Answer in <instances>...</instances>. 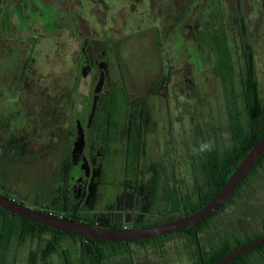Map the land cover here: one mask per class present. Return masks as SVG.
Instances as JSON below:
<instances>
[{"label": "rangeland", "instance_id": "obj_1", "mask_svg": "<svg viewBox=\"0 0 264 264\" xmlns=\"http://www.w3.org/2000/svg\"><path fill=\"white\" fill-rule=\"evenodd\" d=\"M44 1L21 0L8 5L11 9L1 26L17 33L5 38L13 48L0 39V192L59 215L73 214L75 205L82 208L97 165L85 150L79 117L85 121L94 116L100 95V90L95 92V59L103 40L106 43L112 38L108 44L116 45V61L110 69L116 74L114 83L133 100L142 127L140 193L135 200L127 198L122 204L111 205L112 210L93 212L94 220L128 225L137 214L145 216L144 222L171 216L170 200L163 194H158L154 204L145 201L147 185L155 170L165 175L168 187L174 185L169 179H175L177 169L186 181H192L187 157L193 152L196 107L205 103L206 97L194 96L192 82L187 80L196 72L195 65L175 61L185 55V49H177L169 41L172 36L164 33L167 5L158 0L149 5L139 0ZM14 35L25 38L19 47ZM81 35L86 36L85 43ZM195 61L193 55L190 62ZM21 71L22 84L18 83ZM207 84L213 93L209 97L211 110L221 120V81L211 79ZM84 162L87 173L72 169ZM163 183L162 177L161 186ZM79 201L82 203L77 204ZM224 221L218 222V232L206 248L219 238ZM42 236L41 241L20 246L17 264H64L62 252L66 249L75 259L81 255L79 242L71 237L61 238L59 252L45 254L54 237L51 233ZM188 250L185 240L173 236L121 247L124 253L105 264H194ZM256 256L260 260L255 264H264Z\"/></svg>", "mask_w": 264, "mask_h": 264}, {"label": "flooded vegetation", "instance_id": "obj_2", "mask_svg": "<svg viewBox=\"0 0 264 264\" xmlns=\"http://www.w3.org/2000/svg\"><path fill=\"white\" fill-rule=\"evenodd\" d=\"M20 1L16 0L14 3L8 1V4L6 0H0V39L6 42L9 48L13 47L9 45L5 38L10 37L11 33L16 34L17 31L11 32L6 28L2 30L1 26L5 24V13L7 14V10L11 9L8 5L17 4ZM139 1H145L148 5L151 2L155 3L154 0ZM158 1L166 4L168 8L164 16L166 23L164 33L168 37L172 36L169 41L174 42L177 49H181L180 51L183 48L185 49V55L175 61L176 63L187 62L195 65L196 72L187 80L189 79L192 82L194 96L206 97V102L196 107L197 117L194 118V124L196 123V125L193 132V152L187 157L192 181H186L177 169L173 176L175 179H169L174 185L168 187L165 175L159 170H155L147 185L145 201L154 204L157 202V196L160 193L163 194L164 199L170 200L171 209L179 206V208L197 207L199 203L205 202L214 191L219 189L222 180L230 174L231 169H236L239 162L264 136V0ZM44 2L48 3L49 0ZM95 34L98 35L97 29H95ZM85 37L81 35L83 43H85ZM13 38H18L14 42L16 47H19L20 40H25V38L16 37L15 35ZM110 41H112V38ZM110 41L106 40V43H104L103 40V47L95 59V64L98 67L95 77L98 90L95 92L100 90L97 108L94 109L96 111H94V116L90 120H81L80 115L78 124L81 125L79 128H81L86 138L85 150H88L90 161H96L97 165L94 177L89 184L87 197L90 193L91 183L102 170L103 149L106 141L103 139V135H112L117 140L120 125L129 126L134 124L140 128L142 146L138 168L129 170V172L124 168L115 170L117 177L127 176L128 173H134L135 177L130 174L129 176H133V178L130 184L126 186L116 179L113 182V191L111 190L112 194L110 196H105L106 191L104 190L106 189H103L92 197L99 204L117 206V204L125 202L127 198L135 200L139 197L144 141L141 123L136 117L137 107L130 96H128L127 115L133 119V122L95 120L100 117V113L108 112L112 88L119 85V83H114L116 74L110 70L116 61L114 49L116 45L114 47L109 45L108 42ZM189 49H193L194 53L190 54ZM193 55H195L196 61L192 63L190 59ZM23 73L21 71L18 77V83L20 84L24 81ZM211 79L221 81L222 88L220 92L223 97L221 120L216 119L210 107L209 97L213 93L208 89L207 81ZM23 90H25L26 95L27 90ZM211 97L214 96L211 95ZM105 103L107 108L104 109ZM204 107L206 110H204ZM20 140L23 139L20 137ZM208 141L213 143V150L209 152L198 151L200 144ZM81 161H84V159ZM72 169L88 172L86 171L85 162L80 165L74 164ZM253 169V176L240 189L243 192L242 196H234L228 203L226 201L227 204L223 210L202 228V239H200L202 251L203 247L206 248L207 242H210V237L218 232V222L222 218L225 220V226L221 229L219 235L224 234L229 243H234L239 239L252 238L256 234H261L258 237L264 236V155L251 170ZM154 177H158L159 182L155 186L151 184ZM162 177L163 186H161ZM249 193L252 194V199H249ZM1 194L3 193L1 192ZM13 199L19 203H24L15 197ZM102 200H106L107 203L104 204ZM237 218H239L238 223L234 222V219ZM6 219V217L0 215V264H4L8 260L11 264H17L19 263L20 246L24 242H36L40 238L32 235L20 238L16 226L13 237L9 241L4 240L3 225ZM218 240H212L211 245L218 243ZM263 247L238 257L240 262L255 264V261L259 259L256 255L260 256L261 259L264 256ZM190 257L192 258V256Z\"/></svg>", "mask_w": 264, "mask_h": 264}, {"label": "trees", "instance_id": "obj_3", "mask_svg": "<svg viewBox=\"0 0 264 264\" xmlns=\"http://www.w3.org/2000/svg\"><path fill=\"white\" fill-rule=\"evenodd\" d=\"M129 105V97L128 94L125 92V90L117 85L112 88L111 95H110V103H109V110L107 113H100V117L96 118L95 120H103V121H129L133 122L132 118H129L127 115V108ZM107 108V105L105 103V106L103 107L105 109ZM111 130V129H109ZM108 130V131H109ZM118 138L117 140L114 139L116 137H113L112 135L105 136L103 135V139L106 140L104 142V149H103V162H102V170L97 175L94 179V181L91 183L90 186V193L89 196L87 197L86 200H84L82 208L79 210L80 205H75L74 207V213L73 214H62L61 216L66 217V218H72V219H77L80 221H84L93 225H96L97 222H99V226L102 227H140V226H145V225H150V224H155V223H161L165 221H169L172 219H175L181 215L185 214H191L198 209H200L203 205H205L220 189L221 187L227 182L229 177L232 175V173L235 171V168L231 169L230 174L225 177L219 189L217 191H214L213 194L209 196V198L205 202L199 203L197 207H190V208H173L172 209V214L169 217H163L160 219H157L156 221H148L144 222L142 217L145 216H140V214H137V218L132 219L131 223L128 225L124 224H115V223H110L108 220H103V222L94 220L93 212L102 210L107 211V210H112L109 207L113 204H99L97 201H95L92 197L93 195L97 192L100 193V190L106 189L104 193L105 196H110L112 194V189H113V182L118 179V181H121V184L123 185H128L130 184L131 179L133 176L135 177L134 173H128L127 176L121 177V176H116L115 170L117 169H126L128 172L129 170H136L138 168V163L140 160V154H141V146H142V138H141V132L140 128H138L136 125L131 124L129 126L125 125H120L118 129ZM111 132V131H110ZM112 134V133H109ZM121 159V160H120ZM233 161V160H232ZM234 163V162H233ZM238 164V163H237ZM240 164V162H239ZM255 169V168H254ZM253 170L250 171L246 179L243 181L241 186L235 190L233 195L228 199L227 203L234 198V196H239L243 192L241 189L242 185L247 182L248 179L253 176ZM132 174L133 176H129ZM123 181V182H122ZM254 181V180H253ZM252 181V185L254 184ZM158 182V177H154L151 181V184L153 186L157 185ZM127 189V188H126ZM112 190V191H111ZM127 191V190H126ZM254 191V190H253ZM253 193V192H252ZM1 194V192H0ZM242 196V195H241ZM10 198H14L13 196H8ZM249 199H252V194L250 195L249 193ZM241 198V197H240ZM82 203L81 201L77 202V204ZM225 203L217 212H215L212 216H210L208 219L203 221L198 225V233L201 237V231L202 228H204L208 222L212 220L219 212L223 210V208L226 206ZM25 204V203H23ZM179 204V203H177ZM26 205V204H25ZM99 205V206H98ZM101 206H106V207H100ZM33 209H37L40 211H45V212H51L54 214H57L49 209H43L40 207H33L30 205H27ZM77 210V211H75ZM0 215L6 217V222L3 225V238L4 240H10L13 237V234L16 231V226L18 227V236L21 238L29 237L30 235L32 236H37L40 239L43 238V234L45 233H51L54 238L49 240L47 248L45 249L44 253L45 254H50L54 252H59L60 250V244H61V238L62 237H71L75 241L79 242L80 248H81V255L79 254L76 259L73 257V253L70 249H66L62 252V256L64 258V264H105V261L111 258L112 256H117L124 251H121V247H129L131 244H149L155 240H162V239H168L173 236H177L187 242V248L188 254L193 257L194 259V264H214L216 261H218L222 256L227 254L228 252L232 251L236 247L251 241V239L254 238H259L261 234H256L252 238H247L244 240L230 242L227 237H225L224 234L219 235V240L218 243L211 245L210 250L206 249L203 247V253H204V262L201 261L197 247H196V242H195V234L193 228H188L181 230L179 232H175L172 234H168L165 236L161 237H155L152 239L148 240H142L138 242H110V241H101V240H94L90 238H84L81 236L65 233L62 231L55 230L51 227L45 226L43 224L36 223L34 221L28 220L21 218L11 212H8L2 208H0ZM59 215V214H57ZM15 219V220H14ZM143 221V222H142ZM264 249V247L262 248ZM129 250V249H128ZM258 251V250H257ZM80 256V258H79ZM81 259V262L80 260ZM240 258L230 262L229 264H252L251 262H243L239 260ZM264 260V256L262 257ZM77 260V263H76Z\"/></svg>", "mask_w": 264, "mask_h": 264}, {"label": "water", "instance_id": "obj_4", "mask_svg": "<svg viewBox=\"0 0 264 264\" xmlns=\"http://www.w3.org/2000/svg\"><path fill=\"white\" fill-rule=\"evenodd\" d=\"M264 155V136L246 154L221 189L200 209L175 219L140 227H102L51 212L40 211L0 194V208L21 218L65 233L110 242H138L193 228L201 261H204L198 225L217 212L233 195L250 170ZM264 246V236L248 241L222 256L214 264H229L238 257Z\"/></svg>", "mask_w": 264, "mask_h": 264}, {"label": "clouds", "instance_id": "obj_5", "mask_svg": "<svg viewBox=\"0 0 264 264\" xmlns=\"http://www.w3.org/2000/svg\"><path fill=\"white\" fill-rule=\"evenodd\" d=\"M213 150V143L211 141L202 142L199 146L198 151L200 152H209Z\"/></svg>", "mask_w": 264, "mask_h": 264}, {"label": "built area", "instance_id": "obj_6", "mask_svg": "<svg viewBox=\"0 0 264 264\" xmlns=\"http://www.w3.org/2000/svg\"><path fill=\"white\" fill-rule=\"evenodd\" d=\"M98 224H99V222L96 223V225H98Z\"/></svg>", "mask_w": 264, "mask_h": 264}]
</instances>
